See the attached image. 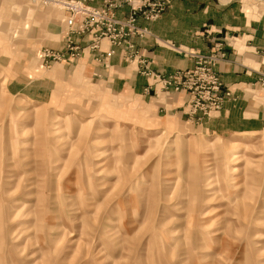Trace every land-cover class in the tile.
Wrapping results in <instances>:
<instances>
[{
  "label": "rangeland",
  "instance_id": "rangeland-1",
  "mask_svg": "<svg viewBox=\"0 0 264 264\" xmlns=\"http://www.w3.org/2000/svg\"><path fill=\"white\" fill-rule=\"evenodd\" d=\"M63 11L0 0V264H264V129L208 134L48 68Z\"/></svg>",
  "mask_w": 264,
  "mask_h": 264
},
{
  "label": "crops",
  "instance_id": "crops-1",
  "mask_svg": "<svg viewBox=\"0 0 264 264\" xmlns=\"http://www.w3.org/2000/svg\"><path fill=\"white\" fill-rule=\"evenodd\" d=\"M109 1L90 0V5L101 9ZM166 1L168 7L158 20H139V26L150 31V36L136 40L150 70L170 76L192 69L194 56L212 54L218 42H225L227 58L217 65V70L225 87L236 99L228 101L221 112L212 114L202 126L195 127L217 136L256 133L264 129V92L259 83V75L264 73V0ZM129 12L130 7L124 6L115 12V16L125 19ZM69 16L70 13L63 11L62 21L55 23V29L48 30L49 45L42 47L41 52L64 48ZM88 40L78 39V42L85 48ZM111 49L108 41L102 42L103 52ZM61 65L79 69L98 79L111 92L127 96L124 99L128 101H131L130 97L142 98L156 105L161 112H166L167 116L171 114L187 122V96L165 94L159 101V95L148 93L150 87L159 89L158 84L143 76L137 63L124 61L119 51L109 60L107 68L95 62L88 50L84 51L79 62ZM54 72V76L60 75L58 70Z\"/></svg>",
  "mask_w": 264,
  "mask_h": 264
},
{
  "label": "built area",
  "instance_id": "built-area-1",
  "mask_svg": "<svg viewBox=\"0 0 264 264\" xmlns=\"http://www.w3.org/2000/svg\"><path fill=\"white\" fill-rule=\"evenodd\" d=\"M50 2L61 6L70 16L64 32V48L60 51L44 49L42 52L48 68L55 64L77 63L83 58L85 50L89 51L95 62L104 64L107 68L109 60L119 51L124 61L137 63L141 74L158 84L159 89L150 87L148 93L186 95L187 121L199 127L212 114L221 112L228 101L235 100L234 94L225 87L217 70V65L227 58L225 42H218L212 54L194 56L195 64L192 69L178 71L170 76H162L150 70L136 43L137 39L150 36V31L140 27L139 20H158L168 7L166 0H110L101 9L91 6L90 0ZM124 6L130 7L128 16L125 19L116 18L115 12ZM86 38L89 40L84 48L78 39ZM103 41L110 43L112 49L109 52L101 50ZM259 76V83L264 87V73Z\"/></svg>",
  "mask_w": 264,
  "mask_h": 264
},
{
  "label": "bare ground",
  "instance_id": "bare-ground-1",
  "mask_svg": "<svg viewBox=\"0 0 264 264\" xmlns=\"http://www.w3.org/2000/svg\"><path fill=\"white\" fill-rule=\"evenodd\" d=\"M209 143H210V146L214 144L213 142H209ZM233 145H234V144H233Z\"/></svg>",
  "mask_w": 264,
  "mask_h": 264
}]
</instances>
